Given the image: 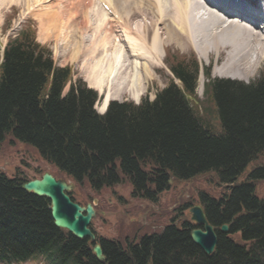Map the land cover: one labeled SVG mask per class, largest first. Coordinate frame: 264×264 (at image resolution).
Here are the masks:
<instances>
[{
	"label": "trees",
	"instance_id": "16d2710c",
	"mask_svg": "<svg viewBox=\"0 0 264 264\" xmlns=\"http://www.w3.org/2000/svg\"><path fill=\"white\" fill-rule=\"evenodd\" d=\"M171 70L181 88L170 83L139 104L111 101L99 115L96 93L73 79L71 67L55 65L26 26L0 56V143L11 134L81 183L98 189L125 181L132 195L150 200L171 178L214 173L221 193H198L208 221L229 224L214 252L203 253L182 220L138 241H101V262L88 240L53 225L46 198L0 172V264H264V197L256 193L264 180V76L248 84L210 79L203 105L188 99L195 61Z\"/></svg>",
	"mask_w": 264,
	"mask_h": 264
},
{
	"label": "rangeland",
	"instance_id": "374dc122",
	"mask_svg": "<svg viewBox=\"0 0 264 264\" xmlns=\"http://www.w3.org/2000/svg\"><path fill=\"white\" fill-rule=\"evenodd\" d=\"M113 1H111V3L117 6V3L119 1L118 0H113ZM142 1L135 0L131 5H129L130 7L128 6L130 8V11L132 9V12H130L128 16H130V19H131L130 21L132 22L134 21V22L133 23L130 22L129 26L125 27L127 28L126 30L122 29L123 39L122 38L120 39V37L117 35V34H120L118 33V30L116 32L112 30L113 33L110 30H108L110 32V38H111L110 41L112 42V44L116 42L115 43L116 45L118 43L117 46H114V45L112 46L115 49V51H118L120 54L118 53L117 55V62L113 61V65H114L113 66L114 67L113 68L114 80L112 81L113 83L109 79L106 80L102 89L104 91H107L108 89L106 85L108 84L111 90H113L114 99H119V101L131 100L132 94L130 93V88L128 85H130V82H131L130 81L131 77L129 76L130 74L132 75L134 73L133 71H131V69L133 68L132 65L136 66L134 63H138L139 61L142 63V60L140 58L136 59L135 57L133 58L130 56L128 49L126 47L127 40L125 39V34L128 32V34L136 35L138 38L137 32L139 31L141 36L143 37V38L139 37V41H143L142 43H147L151 40V37L154 34V31L156 30V27L162 26L161 24L159 26L157 24V21H154V24H152L153 26L149 25L152 16H150L148 9L153 4L151 0L147 1L149 4L146 2L147 5L145 3L146 0L143 1L145 4H143ZM169 2L170 0L166 1V3H169ZM69 3L74 4L73 9L70 10V11H73L75 9L76 0H19V1L18 0L17 1L7 0V2L0 8V42H2L7 36L11 37L12 35H14V33H16L21 28L26 27L27 25L31 24L36 29V39L39 40V42H41L42 44L48 45V47L52 50V55H53L55 63L60 66H64L67 64L71 65L75 71V77L76 78L81 77L83 80H85L86 84L89 85L90 83L87 79L88 78L87 71H89L90 69H88V66L83 65L84 60L82 59V57L71 59L68 53L66 54L63 51L64 50L63 46L61 47V45L57 42L56 37L54 36L45 37V35L43 34V31H41L43 27L48 28L47 22H45L46 20L42 19V17L45 18V16L43 15L46 13L55 12L59 14L62 13L63 15V17H59L58 19V22H60L59 25H60L62 32L65 33L66 32L65 29L69 28L71 31L68 30V32L71 33L75 31V33H77L78 32L77 29H80L79 26H75L77 22L71 25L70 24L71 22H67L65 20V18L67 19V16H68L67 10L69 9L67 8V5ZM94 3L96 4V2ZM138 3L141 4L142 7H139L141 5H139ZM147 6L149 8H147ZM137 7H139L140 9L139 12H138ZM168 7L169 6H167L166 4L164 9L167 10ZM81 10L82 9L80 5L79 11ZM123 16L128 19V16L127 17L126 15H123ZM90 17L93 23L95 16L91 14ZM124 17H123V20L127 21V19H124ZM22 19L23 20L25 19V20L22 21ZM65 21L69 27H62V24ZM106 22L107 21H105V24L103 26L108 28V24H106ZM126 25L128 24L126 23ZM92 26L95 27V24H92ZM88 28L90 29V27ZM88 28L83 33V35L88 40L87 42L89 43L90 42L89 38L94 37L95 35L94 33L91 35L92 30H90L91 31L90 32L88 31L89 30ZM130 28H131V31L132 29L134 30L131 32ZM114 34L118 36V38ZM96 35L100 36L101 33L96 32ZM145 35L147 36V38L145 37ZM114 36L116 37V39ZM168 37L165 33H163V31L160 32V41L162 40L161 42L162 44L160 43L158 45L159 54L155 58H153L154 63L150 70L151 71L150 78L145 77L147 81L143 77L142 71L141 69H139L140 67H137L140 73L137 72L135 76L139 74V78H140L139 79L140 83L138 82L139 89H141L140 92L141 94L143 93L142 95L144 97H147L148 99H152L154 97L155 92L163 88L166 84H168L170 78L172 77L163 62L164 57H165L164 52L166 53L168 52V54H170L171 57L182 56L183 58H185V60L188 58L196 57V59L201 64H206L210 67L211 75L218 76V77H226V76H220L216 71V70L221 69L222 62H223L222 61L223 58H221L222 56L217 57L215 54H213V52H210L208 53V55H206V57H203L205 58V60H202V58H200L195 52V50L193 49L194 46L191 48V45L190 44L188 45L186 41L184 42L181 41V43L177 44L174 41L176 39L168 41ZM145 39L147 40V42L144 41ZM160 47L164 51L163 57L161 58V62H159L160 56H161ZM107 50L108 52L109 51L112 52L113 49H111V46H107ZM115 55L116 53H113V59L116 57ZM93 59H89L88 61L90 60L93 61ZM263 59L264 57L261 58V63L258 65V67L256 68V70L254 71V73L249 79L245 78L243 80L241 79H237V80H240L243 82H250L253 79H256L261 73L264 72V60ZM167 60H168V57H165V61ZM157 62H159L160 65ZM125 66H127L126 69H124ZM129 69H130V72H129ZM117 78H118V81H117ZM203 80H204V75L199 74L198 87H197V94H198L199 100L204 99ZM89 86L93 87V84L91 83ZM96 91H97V95L99 96V91L98 90ZM99 102L101 101L99 100ZM204 102L206 101L204 100L202 103ZM207 113L210 114V111H207ZM47 169L48 170L51 169L50 166L41 159V156L33 147L17 140L11 134L6 135L4 137L3 141L0 144V172L4 173L8 178H13L17 173H20L19 174L20 177L31 178V177L40 175L41 172ZM207 175H209L211 177L210 179L213 181L214 179L213 174L208 173ZM194 179L196 178H193L191 180L185 179V180H180V181L171 180L170 187H169L170 190L163 191V193L160 195V206L158 204H153L152 202H149V201L131 198L130 197V186L126 182H122L120 184L114 185L113 188H110L111 190L102 189L98 195L100 198L98 199V204H97V208L102 213L96 216V218L94 219L92 223V228L95 230V232L99 236H102L105 238H112V239L113 237L125 238V237L130 236L129 228L127 227V225H122L120 227L119 226L117 227V225L120 224V222L129 223L133 225V231H132L133 235H137V239H139L143 233L148 232L147 228L144 227L143 225H147V226L149 225L150 228L154 230L159 229L169 220V217L171 216V210L175 202L179 201L180 199L182 200L183 196L195 197V192L197 190L196 187H198L199 185L205 190H208L211 186V183L206 179V176L203 178H198L197 180H194ZM260 184H264V181ZM262 187H264V185H262L261 188ZM217 191H220V190L217 189L215 185H212V192H214V195H216ZM85 193H86V188L76 189L74 191V196L81 199L82 202H85L86 201ZM256 193L258 196L262 195V193L258 189L256 190ZM118 195L121 196L122 201H123L122 203L117 202L115 198H113V196L117 198ZM94 196L97 197V194H95ZM124 202L126 206H123ZM118 228L119 230L122 229V233L119 235H118ZM234 238H237V235H235ZM25 264H40V263L37 261H33V262H27Z\"/></svg>",
	"mask_w": 264,
	"mask_h": 264
},
{
	"label": "bare ground",
	"instance_id": "6f19581e",
	"mask_svg": "<svg viewBox=\"0 0 264 264\" xmlns=\"http://www.w3.org/2000/svg\"><path fill=\"white\" fill-rule=\"evenodd\" d=\"M111 1L109 0V2ZM118 1L119 2L117 3V6L115 7L117 9L118 15L120 16L121 19H123L124 17L123 15H126L127 17L130 14V12H132V9L130 11L129 5H131L135 0H118ZM147 1H150V0H146L145 3ZM151 1L153 4L151 5L152 8L151 6L150 8L147 6V8H149L148 12L150 16H152L149 25L153 26L152 24H154V21H157V24L159 26L161 24L162 26L156 27V30L154 31V34L152 35L150 42L142 43L143 41H139V38H137L136 35H130L128 34V32L127 33L125 32L126 33L125 39L127 40L126 47L128 49L130 56L135 57L136 59L140 58L142 60V63L140 61L138 63H134L136 66L132 65L133 68L132 69L130 68L131 71H133L134 73L132 75L130 74L129 77H131V80H130L131 82H130V85H128L129 83L127 85L130 88V93L132 94V98L131 97L130 98L132 100L136 101L141 95V92H140L141 89H139V83H140L139 74L135 76L137 72L140 73L137 67H140L139 69H141L142 75L144 78L145 77L150 78L151 76L150 70L154 63L153 58H155L159 54L158 45L162 42V40L160 41L161 31H163V33H165L167 37L169 36L168 41L176 39L174 41L177 44L181 43V41L183 42L186 41L188 45L189 44L191 45V48L194 46L193 49L195 50L197 55L200 58H202V60H205V58L203 57H206V55H208V53L210 52H213V54H215L217 57L222 56L221 58H223V60L222 59L221 60L223 62H222L221 69L216 70L220 76H229L232 78H240V79L247 78L248 79L254 73L258 65L261 63V58L264 57V33H261V32L262 31L264 32L263 30L264 27L261 28V31H258L257 28L256 30H252L250 28L243 29L239 27L238 25L222 26V22H219L220 20L217 19L214 14L207 13V10L201 4H198L196 0H170L169 3H166L167 0H151ZM210 1L214 2V0H210ZM217 1L219 0H216V2ZM6 2L7 0H0V8ZM81 2H84V0H76L75 9L73 11L67 10L68 16L72 15L74 11H79ZM94 2H95L94 0H87V4L89 5L86 8H89V14H88L89 19L69 20L71 22L70 23L71 25L77 22L76 23L77 25L75 24V26H79L80 28V29H77L78 30L77 33H75V31L71 33L68 32V30H70L69 28L67 29L64 28L66 30L65 33L62 32V30L60 31V25H59L60 22H58V19L59 17H63V15L62 13L59 14L55 12L46 13V14L43 13L44 14L43 16H45V18L42 17V19L46 20L45 22H47L48 28L43 27L41 31H43V34L45 35V37H50V36L56 37L57 42L61 45V47L63 46V49H64L63 51L66 54L68 53L71 59L82 57V59L84 60L83 65L88 66V69H90L89 71H87L88 72L87 79L89 83L90 84L92 83L93 87L97 88L98 91L103 94L104 104H106L108 100H112V99L118 100V99H114L113 90H111L108 84L107 85L105 84L108 89L107 91H104L102 87L106 80L109 79L111 80V82L114 80L113 61L117 62V55L119 52L115 51V49L112 46V42L110 41L111 39L110 32L108 30H110V27H112V25H109L107 23L108 18H106V13L98 5L96 6ZM145 3L143 2V4ZM166 4L167 6H169L167 10L164 9ZM139 7H142V5ZM139 7H137L138 12L140 10ZM258 7H261V6H258ZM84 10L85 9H82V12L80 14L83 15ZM91 14L95 16L93 23H92V19H90ZM124 19H127V18L124 17ZM128 19L127 21L123 20L124 27L126 26L128 27L130 22H132L130 21L131 20L130 16H128ZM251 20L253 21V25H254L258 21H260V18L253 17ZM105 21H107L106 24H108V28L103 26L105 24ZM126 23L128 25H126ZM92 24H95V27L92 26ZM248 26L250 27L251 25H248ZM62 27H69L66 21L62 24ZM88 27H90V29ZM87 28L89 29L88 31L92 30V32L90 31L91 35L93 33L95 35L94 37L89 38L90 40L89 43L87 42L88 40L83 35V33L87 30ZM126 29L123 28V30H126ZM133 30L134 29H132V31ZM130 31H131V28H130ZM96 32L101 33V35L100 36L96 35ZM122 34H123V31H122ZM116 37L118 38V36ZM145 37L147 38L146 35ZM115 43H113V45L117 46L118 43L116 45ZM107 46H111V49H113L112 52L111 51L108 52ZM104 48H106V54L102 55V51ZM113 53H116L115 55L116 57L114 56L115 57L114 59H113ZM161 53H162V49H161ZM89 59H93V61L92 60L88 61ZM159 62L157 63L159 64ZM126 67L127 66H125L124 69H126ZM130 69H129V72H130ZM117 81H118V78H117ZM102 107H104V105ZM102 107L99 108V110H102Z\"/></svg>",
	"mask_w": 264,
	"mask_h": 264
},
{
	"label": "water",
	"instance_id": "95a60500",
	"mask_svg": "<svg viewBox=\"0 0 264 264\" xmlns=\"http://www.w3.org/2000/svg\"><path fill=\"white\" fill-rule=\"evenodd\" d=\"M22 187L37 196H44L50 200V214L56 227L66 229L78 239L89 238L94 241L95 237L88 228L89 221L94 216L93 207L91 204L81 207L70 200L65 191L72 189L71 183L55 179L49 172H45L40 179L29 180L23 183ZM189 213L190 219L202 226V229H193L190 232L192 241L206 254H210L217 242L212 225L207 221L200 205L192 206ZM221 231H226V225L221 226ZM93 252L98 260H103L99 245L96 244L93 247Z\"/></svg>",
	"mask_w": 264,
	"mask_h": 264
}]
</instances>
